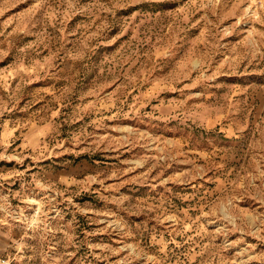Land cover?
Masks as SVG:
<instances>
[{
    "label": "rangeland",
    "instance_id": "rangeland-1",
    "mask_svg": "<svg viewBox=\"0 0 264 264\" xmlns=\"http://www.w3.org/2000/svg\"><path fill=\"white\" fill-rule=\"evenodd\" d=\"M0 252L264 264V0H0Z\"/></svg>",
    "mask_w": 264,
    "mask_h": 264
},
{
    "label": "built area",
    "instance_id": "built-area-1",
    "mask_svg": "<svg viewBox=\"0 0 264 264\" xmlns=\"http://www.w3.org/2000/svg\"><path fill=\"white\" fill-rule=\"evenodd\" d=\"M0 264H16L15 258L0 254Z\"/></svg>",
    "mask_w": 264,
    "mask_h": 264
},
{
    "label": "crops",
    "instance_id": "crops-1",
    "mask_svg": "<svg viewBox=\"0 0 264 264\" xmlns=\"http://www.w3.org/2000/svg\"><path fill=\"white\" fill-rule=\"evenodd\" d=\"M1 255H6V256H9V257H13L16 259V257L14 256V254L12 252H0Z\"/></svg>",
    "mask_w": 264,
    "mask_h": 264
}]
</instances>
